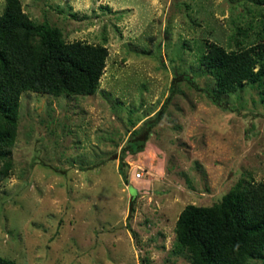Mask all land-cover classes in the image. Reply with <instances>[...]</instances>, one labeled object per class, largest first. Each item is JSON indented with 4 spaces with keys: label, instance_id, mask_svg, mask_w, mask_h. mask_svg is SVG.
Here are the masks:
<instances>
[{
    "label": "rangeland",
    "instance_id": "1",
    "mask_svg": "<svg viewBox=\"0 0 264 264\" xmlns=\"http://www.w3.org/2000/svg\"><path fill=\"white\" fill-rule=\"evenodd\" d=\"M19 1L34 22L108 55L91 95H20L0 180V255L19 264H189L174 241L182 208L218 202L239 179H264L262 91L245 85L214 103L198 55L205 39L234 47L236 26L249 21L252 42L264 4ZM145 135L144 149L125 158L124 180L121 148Z\"/></svg>",
    "mask_w": 264,
    "mask_h": 264
},
{
    "label": "trees",
    "instance_id": "2",
    "mask_svg": "<svg viewBox=\"0 0 264 264\" xmlns=\"http://www.w3.org/2000/svg\"><path fill=\"white\" fill-rule=\"evenodd\" d=\"M254 1L264 4V0ZM4 2L0 13V180L11 167L20 95L25 91L91 95L99 86L108 55L102 44L66 41L57 27L46 21L34 22L23 12L19 0ZM250 29L251 21L243 28L236 26L231 48L204 40L198 62L213 79L214 103L245 85L259 88L264 96V21L258 36L247 43ZM170 91L174 92L173 86ZM154 124L147 126V135ZM147 135L135 139L138 144L129 140L121 148L118 168L124 180L125 158L144 149ZM174 230L175 244L189 253V264H248L262 259L264 179H239L209 206L186 204ZM0 264L19 263L0 255Z\"/></svg>",
    "mask_w": 264,
    "mask_h": 264
},
{
    "label": "built area",
    "instance_id": "3",
    "mask_svg": "<svg viewBox=\"0 0 264 264\" xmlns=\"http://www.w3.org/2000/svg\"><path fill=\"white\" fill-rule=\"evenodd\" d=\"M140 175H141V174H140L139 172H136V173H135V177H140Z\"/></svg>",
    "mask_w": 264,
    "mask_h": 264
}]
</instances>
